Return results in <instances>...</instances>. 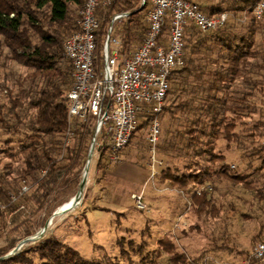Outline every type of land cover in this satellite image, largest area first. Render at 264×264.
I'll return each instance as SVG.
<instances>
[{"label": "trees", "instance_id": "16d2710c", "mask_svg": "<svg viewBox=\"0 0 264 264\" xmlns=\"http://www.w3.org/2000/svg\"><path fill=\"white\" fill-rule=\"evenodd\" d=\"M188 1L208 16L230 14L212 30L201 31L192 24L185 27L184 61L169 74V88L157 115L156 156L167 167L154 178L166 185L155 188L183 191L197 220L158 240L167 254L164 263L155 250H144V241L135 245L132 239L119 238L120 257L130 258V251H136L138 264H196L206 253L231 258V264H238L233 259L238 255L247 258L250 250L230 237L224 216V197L235 187L242 193L239 196L251 195L250 206L259 204L262 213L250 249L264 238V13L256 19L251 12L258 0ZM83 2L0 0V79L5 83L0 82V155L9 159L0 168V237L5 239L0 257L34 233L32 216L46 201L78 185L86 162L95 120L68 116L72 67L62 49L63 40L78 27ZM140 5L138 0H112L97 8V55L111 24L113 35L121 40V56L139 45L149 2L145 0L139 9ZM243 12V21L231 17ZM119 13L125 14L119 18L125 22L116 30L118 19H112ZM168 25L166 19L164 36ZM7 62L18 64L24 72L13 76ZM153 116L139 113L131 138L147 128ZM102 161L108 164L105 150L98 165ZM242 217L256 219L252 214ZM193 231L201 232L209 245L189 254L179 238ZM0 264L104 263L86 259L61 240L46 236L0 259ZM108 264L119 262L109 260Z\"/></svg>", "mask_w": 264, "mask_h": 264}, {"label": "built area", "instance_id": "2783aa9c", "mask_svg": "<svg viewBox=\"0 0 264 264\" xmlns=\"http://www.w3.org/2000/svg\"><path fill=\"white\" fill-rule=\"evenodd\" d=\"M111 1L84 0L78 12L77 29L63 40V54L72 67V85L67 92L68 116L82 121L94 118L95 135L101 134L99 150H106L107 161L116 164L121 161L120 153L139 124L138 114L143 111L153 114L147 127L146 141L150 153L147 182L154 184L159 167L163 166L156 158L160 133L157 115L169 88L168 76L184 61L185 27L192 24L201 31L212 30L222 26L230 14L221 12L208 16L199 10L197 4L188 0H148L149 7L144 16L147 27L139 45L129 55L121 56V40L113 35L111 24L101 45L102 67L97 72L95 35L99 20L95 12ZM251 12L256 19H260L264 13V0L256 1ZM124 15L115 14L112 21ZM242 18L244 20L245 16ZM166 19L169 25L164 36L162 28ZM206 189L211 188L207 186ZM176 191L184 195L183 191ZM131 199L136 209H147L143 189L132 193ZM181 219L179 215L172 231L179 228ZM250 261L264 264V238L255 242L248 257L238 261V264H250Z\"/></svg>", "mask_w": 264, "mask_h": 264}, {"label": "rangeland", "instance_id": "374dc122", "mask_svg": "<svg viewBox=\"0 0 264 264\" xmlns=\"http://www.w3.org/2000/svg\"><path fill=\"white\" fill-rule=\"evenodd\" d=\"M138 1H141V5L143 4V0ZM243 15L244 12L241 15L231 14V17L233 16L236 20L242 21ZM124 22V19L115 21L116 30ZM98 55L101 56V53ZM7 65L10 66V70L14 71V73L12 72L13 76L17 75L18 72L23 73L25 70L16 63L7 62ZM101 65L102 58L96 63L97 72H100ZM0 82L5 84L2 79H0ZM146 132L147 128L137 130L133 138H131V141H128L129 143L122 149L120 157L123 164L118 166V163L109 162L104 165L103 161L98 165L100 153L103 151L99 150L100 147L98 145L101 134L95 135L93 131L91 138V141L94 138L93 152L89 161L87 180L81 199L74 208L52 218L47 230L40 239L46 236H54L76 249L82 257L103 262L104 264H108L109 260L118 261L119 264H130L131 262V264H138L139 256L137 252L130 251V258H122L119 255V247L116 242L119 238H124V240L132 239L135 245L144 241L146 243L144 250H155L157 254H160L159 259L164 263L167 254L161 251L158 240L172 233V226L177 221L179 215L182 216V219L178 229L180 227L183 229L187 228L197 219L190 208L191 202L189 201V204H187L185 201L187 200L184 197L185 194L182 195L173 189L155 190L152 181L146 182L143 190V201L147 209L138 210L134 207L131 194L133 191L137 193L140 190L143 180L131 179L119 172L124 169L127 171L129 168H134L139 172L146 173L145 167L147 165L149 168L148 164H150ZM2 136L0 133V139ZM0 147H3V145H0ZM123 150L127 151L125 156ZM105 153L107 155L106 150ZM229 158L231 159L232 156ZM233 161L235 160L231 162ZM4 162H9V159L0 155V168ZM162 163L163 166L159 167V171L167 167L166 163ZM82 173L83 169L80 179ZM154 183L158 188L164 187L159 185L156 180ZM78 186L79 182L73 189L61 191L54 199L46 201L43 209L32 216L35 225L34 233L44 225L59 206L67 202V199L70 200L73 197ZM237 187L239 186L237 185ZM233 190V192H228L227 196L224 197L223 210L224 216L228 217L227 228H229L230 237L239 240L238 242L242 248L249 251L251 246L250 239L259 230V219L262 213L258 209L259 204L254 203L250 206L251 195L245 194L241 197L239 195H242V193L237 191L238 188L235 187ZM228 203L232 205H228ZM244 213L252 214V216H256V219L254 217L244 219L242 217ZM202 230L205 231L203 225ZM206 230L209 229L206 228ZM217 231L218 228H215V233L218 235ZM178 235H181V233ZM4 241V237H0V246L5 244ZM179 241L181 244H184V249H187L189 254L207 249L208 244L207 238H204L201 232L196 231L187 234L185 237L182 236L179 238ZM34 242L22 245L19 250L28 247ZM123 244L125 248H128L126 243ZM218 254L220 253L218 252ZM233 259H237L236 262H238L241 256L238 255ZM227 260L224 255H221L219 258V256L214 257L212 253H206L196 264H231Z\"/></svg>", "mask_w": 264, "mask_h": 264}, {"label": "water", "instance_id": "95a60500", "mask_svg": "<svg viewBox=\"0 0 264 264\" xmlns=\"http://www.w3.org/2000/svg\"><path fill=\"white\" fill-rule=\"evenodd\" d=\"M144 1L145 0H143V3H144ZM142 5L140 6V8L142 7ZM93 146H94V138L92 139L91 144H90V148H89V151L87 154L86 162H85L84 167H83L82 177L79 181L78 189H77L76 193L73 195V197L70 199L71 205L69 207H67L66 209H60V207H58L52 213L50 218L44 223V225L37 232H35L33 235H29V236H26L23 239H21L9 252H7L5 255L1 256L0 259L7 258V257L17 253L19 251L20 247L24 244L39 240L44 235L45 231L47 230L48 225L50 223V220L52 218L67 212L68 210L74 208L78 204L79 200L81 199L82 192L84 190V186L86 184V180H87L86 177H87V172H88V168H89V161H90V158H91L92 152H93Z\"/></svg>", "mask_w": 264, "mask_h": 264}, {"label": "crops", "instance_id": "0c3cea01", "mask_svg": "<svg viewBox=\"0 0 264 264\" xmlns=\"http://www.w3.org/2000/svg\"><path fill=\"white\" fill-rule=\"evenodd\" d=\"M123 153H124V156H125L127 154V151L123 150ZM130 156H131V154H130ZM122 164H123V161L121 159V161L117 165L119 166V165H122ZM145 169H146V173L145 172H139L137 169L135 170L134 168H129L127 171H125L126 169H124V170L120 171L119 173L120 174H124L125 177H129L131 179H141V180H143L140 190L141 189L144 190V186H145V184L147 182V179H148V176H149V168L147 167V165H146ZM164 185H166V184H162V186H164ZM155 187H156V184L154 183L153 184V188L156 190L157 188H155ZM173 190H175V189H173ZM132 193H134V191Z\"/></svg>", "mask_w": 264, "mask_h": 264}, {"label": "bare ground", "instance_id": "6f19581e", "mask_svg": "<svg viewBox=\"0 0 264 264\" xmlns=\"http://www.w3.org/2000/svg\"><path fill=\"white\" fill-rule=\"evenodd\" d=\"M71 205V200H68L67 202L63 203L60 207V209H66Z\"/></svg>", "mask_w": 264, "mask_h": 264}]
</instances>
